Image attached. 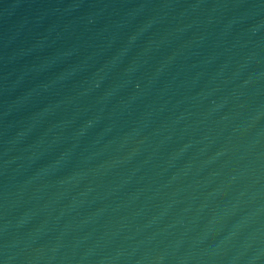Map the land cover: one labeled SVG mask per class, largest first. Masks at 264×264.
I'll use <instances>...</instances> for the list:
<instances>
[{"label": "water", "instance_id": "obj_1", "mask_svg": "<svg viewBox=\"0 0 264 264\" xmlns=\"http://www.w3.org/2000/svg\"><path fill=\"white\" fill-rule=\"evenodd\" d=\"M0 264H264V0H0Z\"/></svg>", "mask_w": 264, "mask_h": 264}]
</instances>
